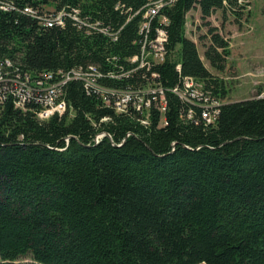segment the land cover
Wrapping results in <instances>:
<instances>
[{
	"label": "trees",
	"instance_id": "16d2710c",
	"mask_svg": "<svg viewBox=\"0 0 264 264\" xmlns=\"http://www.w3.org/2000/svg\"><path fill=\"white\" fill-rule=\"evenodd\" d=\"M242 1L176 0L161 10L169 19L168 59L151 72L166 89L165 125L153 106L149 125L133 108L117 114L82 80L63 87L67 112L46 120L36 116L35 103L26 111L11 100L0 104V264H27L23 258L30 264H264V97L221 104L206 125L201 108L170 91L192 76L218 99L226 97V83L214 78L186 35L187 14L199 7L204 18L220 9L239 15ZM11 2L16 9L0 5V59L35 78L91 64L105 72L129 69L128 59L141 52L139 23L151 0ZM49 5L80 9L120 30L118 38L71 18L43 26L23 11ZM158 25L156 19L152 35ZM209 35L205 56L223 71L229 42L218 28ZM145 71L100 81L144 89L151 85ZM107 115L113 122L103 127L113 140L94 143L93 120Z\"/></svg>",
	"mask_w": 264,
	"mask_h": 264
},
{
	"label": "built area",
	"instance_id": "2783aa9c",
	"mask_svg": "<svg viewBox=\"0 0 264 264\" xmlns=\"http://www.w3.org/2000/svg\"><path fill=\"white\" fill-rule=\"evenodd\" d=\"M175 1L176 0H151L143 13L145 14V20L147 19L149 22V19L157 18L158 15H160L161 10L166 5H170ZM0 5L2 9L7 11L16 9L15 4L11 2V0H0ZM23 11L48 27L55 25L64 26L66 19L71 18L80 27L85 26L90 30L93 29L100 31L105 35L112 37L114 40H117L118 38V33L111 31L109 27L103 26L101 21H91L88 17L81 16L80 9H73V11L66 10V12H64L65 15H62L64 10L48 15L31 6H26ZM153 21L151 23L145 22L142 28L140 26L139 32L141 36V52L138 55L130 57L128 59L129 64L134 65L137 63L140 68H144L153 66L154 63L165 60L169 36L166 32V28L164 27V22V24L160 23L161 26L158 25L157 28L163 27L165 30L161 28L162 30L159 35L156 34V31L155 35H152ZM165 21H168V19L165 18ZM148 58L152 62L148 60ZM113 59H116V57ZM13 68L14 70H11ZM119 68L120 70L111 71L107 75L117 79L129 78L135 69H137H127L125 65H121ZM99 69V66L92 64L87 67L73 68L69 71L59 70L58 72H44L39 77L34 78L30 73L22 74L11 59H0V104L5 103L10 96L18 100V107L21 108H26L28 104L35 103L37 106L35 111L37 112L39 118L46 120L54 114L63 115L67 112L69 106L65 98L63 87L69 81L82 80L89 93L94 92L102 96L105 107H113L118 112H124L121 114H129V111L133 108L143 114L148 112L145 116L149 119V110L152 107L153 100L160 102L158 103L160 106L157 105L155 108L162 116L165 114L167 110V103L164 101L163 96L166 91L164 87L150 89L147 92V95L152 93L153 97L151 99L149 96L146 98L144 95H141V98H138L137 94L132 91H124L122 89L111 88L103 85L100 81V77H102L103 74L99 71ZM93 70L95 72L98 71L100 76L97 77L94 75L92 72ZM76 73L81 75L77 77ZM126 73H129V75H126ZM87 75H93L94 81L91 83L88 82L86 79ZM154 76L157 77L158 74L154 73ZM143 77L146 78V76ZM196 81L197 80L191 76L186 77L184 80L186 92L179 93V96L192 106L201 108L202 117L205 120L206 125H209L214 123L217 119L220 104L218 100L213 99V96H211L208 91H206V93L209 95H204L202 99L194 96L193 91H195V87L198 85ZM159 83L160 82H152L149 87L156 86ZM185 88L183 87V89ZM160 97L161 100L158 101ZM195 100L198 101L196 105H193L195 104ZM199 100H204V104H201V101ZM189 111L188 118H192L194 116V110L192 107ZM148 119L142 120V122L146 124L147 121H149ZM108 122H113V118L111 116H104L98 122L93 120V124H95L97 126H95L97 130H99L93 139L94 143H99L105 136L112 138V135L106 132L103 127V125ZM164 124H166V122H164ZM131 135L132 132L127 133V137ZM66 140L68 143L69 137H67Z\"/></svg>",
	"mask_w": 264,
	"mask_h": 264
},
{
	"label": "rangeland",
	"instance_id": "374dc122",
	"mask_svg": "<svg viewBox=\"0 0 264 264\" xmlns=\"http://www.w3.org/2000/svg\"><path fill=\"white\" fill-rule=\"evenodd\" d=\"M241 4L244 6V10L239 15L233 14L230 11H224L220 9L214 12L211 16L204 18L202 16V13L199 7L192 9L187 14V22H186L187 37H189L194 42H196L201 58L204 61L206 67L213 74L214 78H220L224 80V82L226 83L227 89H228V93L226 97L218 99L212 94L211 90H208L205 88V85L202 81L193 77L195 80H197L196 83L198 84L196 85L195 91H193V94L194 96L200 97V99H202L204 95H207V96L209 95L208 93H206V91H208L211 94V96H213V99L218 100L220 105L224 103L240 101L244 99L264 97V0H243ZM147 5H145L143 9L146 10ZM119 7L120 5H117V8ZM56 10L57 9L54 5H49L46 8H44L42 13L50 15V14H53L54 12L55 13L59 12ZM62 10H64L62 15H65L64 12H66V10L61 9L60 11ZM144 16L145 14L142 15V19L140 20L139 31H140V26L142 28L143 24H145V22H148L147 19L145 20ZM165 18L167 17L164 15H158L157 18L149 19L148 23H151L153 20L159 19V26H161L160 23L161 24L165 23V25L167 26V23H169V19L167 18L168 21H165ZM39 23L42 24L41 22ZM42 25L45 26L44 24ZM211 27L218 28V33H220L225 38V40L229 42V48L231 50V55L227 57L226 65L223 71H220L212 67L211 63L208 61V59L205 56L206 46L211 44V35H209V29ZM156 28L157 27H155L156 34L159 35L163 27H161L162 29L157 28V30ZM119 31H115V32L119 34ZM166 32L168 34V31ZM139 35H140V32H139ZM168 51L169 50L167 49L165 60L162 62L154 63V65L164 63L168 59L167 58ZM177 54H178V51L176 50L173 53V57L177 58ZM148 60L150 59L148 58ZM153 66L140 68L139 65L135 63L130 68H137L132 73V75L137 70L146 69V71L143 74V76H146V78L143 77V79L151 84L153 82L152 79L156 80V78H160L157 72H151ZM176 68L179 73H182V66L180 63L177 64ZM99 71L103 74L102 77H109V75H107L109 72L102 71L101 68L99 69ZM92 72L97 77L100 76L98 71L95 72L93 70ZM148 72H150V74H148ZM154 73H157L158 76L155 77ZM76 75L78 77L81 74L76 73ZM126 75H129V73H126ZM102 77L100 78L102 79ZM186 77H189V76H182V79H181L182 86L181 87L179 85L175 86L172 89H170V91L178 96L180 95L179 93L186 92V88L184 85L185 83L184 80ZM86 79L88 82L91 83L92 81H94V76L87 75ZM114 79H117V78H114ZM159 87L163 88L164 86L161 83H159L156 86H151V87L144 88V89H143V86L141 85L137 87L128 86L122 90L132 91L137 94L138 98H141V95H144L146 98L149 96V98L151 99L153 97V94L150 93L147 95V92L150 89L159 88ZM183 87L185 89H183ZM160 95H163V94H160ZM163 96H164V101H166L167 103L165 93ZM101 99H102V96H101ZM8 100L13 101L14 106L17 109H22L23 111H26L28 109V107L26 108L18 107L19 106L17 104L18 100L14 99L12 96H10ZM160 100H161V97L158 99V101ZM197 101L198 100H195L194 102L195 104L193 105H196ZM158 103L160 102L153 100L152 106L153 107H156L157 105L160 106ZM201 104H204V100L201 101ZM167 107H168V104H167ZM110 108H112L117 114L124 113V112L116 111L115 108L113 107H110ZM34 112L36 113V116L39 118L37 112L36 111ZM72 113H74L73 110H72ZM146 114H148V112H146L145 114L140 113V115L138 116V121H140L142 124H144L142 120L148 119V117L145 116ZM148 120L149 121H147V123L144 125H149L150 117ZM161 120H162L161 122L162 124L166 122L165 114L162 116ZM95 126L96 125L94 124V127ZM19 262L30 264L33 262V260L30 258H23V259H20ZM200 264H205V263H200Z\"/></svg>",
	"mask_w": 264,
	"mask_h": 264
},
{
	"label": "water",
	"instance_id": "95a60500",
	"mask_svg": "<svg viewBox=\"0 0 264 264\" xmlns=\"http://www.w3.org/2000/svg\"><path fill=\"white\" fill-rule=\"evenodd\" d=\"M109 137V136H108ZM111 140H113V138L109 137Z\"/></svg>",
	"mask_w": 264,
	"mask_h": 264
}]
</instances>
